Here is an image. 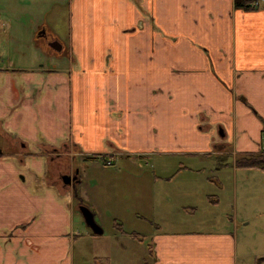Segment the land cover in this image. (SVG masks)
<instances>
[{"label": "crops", "instance_id": "0c3cea01", "mask_svg": "<svg viewBox=\"0 0 264 264\" xmlns=\"http://www.w3.org/2000/svg\"><path fill=\"white\" fill-rule=\"evenodd\" d=\"M235 1L70 0L64 38L45 19L22 22L31 1L3 2L17 26H0V264H240L236 234L195 229L201 207L219 204L223 171L237 176V159L264 148V0L255 11ZM153 155L209 161L181 162L159 179L170 185L216 176L158 203L81 172L82 161ZM116 192L122 209L102 223Z\"/></svg>", "mask_w": 264, "mask_h": 264}, {"label": "rangeland", "instance_id": "374dc122", "mask_svg": "<svg viewBox=\"0 0 264 264\" xmlns=\"http://www.w3.org/2000/svg\"><path fill=\"white\" fill-rule=\"evenodd\" d=\"M5 1L0 0V26H7L6 23L17 26L15 19L10 18L4 11L6 4L3 2ZM30 1V7H28L30 10L26 16H23L22 22L26 26H33V21L36 22L38 18L45 19V23L49 26H56L59 36L64 38V26H68L70 0H38L43 2V9H36L38 6L34 7L37 0H14V6L20 9L24 5L22 2L28 4ZM10 7L13 8V5H10ZM181 162L201 165L209 161L207 159H185L160 155L137 156V158L122 157L115 159L112 165H107L106 159L92 160L86 163L82 161L85 168H82L81 172L86 171L89 181H92L93 185L113 182L112 188L114 189L119 181L124 187L134 186L135 189L141 190V201L153 198L158 203H163L165 199L174 202L175 195L173 193L175 194V190L178 191L180 185H183V188L189 191L194 189V193H199L204 184L206 189L211 184L209 179L205 178L211 175L214 179L216 176L215 170L211 172L207 170L204 175H190L188 178L181 174L183 176L176 178L171 185L166 181L159 180L160 178L164 180L165 175H170L176 171ZM219 177H221L223 188H219L218 181H215L214 186H211V192L218 195L214 199L219 204L216 208L211 207L209 203H205L201 207L200 217L196 218L195 229L204 232L231 231L238 238L240 264H264V261H262L264 258V171L244 169L240 170L237 176L234 177L232 169H226ZM136 196L138 195H134L132 198L136 199ZM189 197L192 200V196ZM195 200L200 202L203 198L196 197ZM107 201L109 206H104L101 210L102 223L110 220L114 214L122 209V207L115 206L112 203L114 201L123 203L124 199L116 192L114 195H110ZM236 210L237 216H235ZM173 218L177 220L187 219L183 215ZM143 224L146 227H156L150 222H144ZM107 227H110V224ZM185 229L190 230L193 227L187 224ZM141 237L144 242L147 241L150 245V236L145 238L144 235H141Z\"/></svg>", "mask_w": 264, "mask_h": 264}, {"label": "trees", "instance_id": "16d2710c", "mask_svg": "<svg viewBox=\"0 0 264 264\" xmlns=\"http://www.w3.org/2000/svg\"><path fill=\"white\" fill-rule=\"evenodd\" d=\"M254 4L257 5L253 6ZM235 6L237 9H242L244 11H255L260 8L257 0H236ZM236 165L239 168L260 169L264 171V148L260 153H249L241 156L237 159ZM136 237L143 240L141 236L137 235ZM262 261H264V258Z\"/></svg>", "mask_w": 264, "mask_h": 264}, {"label": "water", "instance_id": "95a60500", "mask_svg": "<svg viewBox=\"0 0 264 264\" xmlns=\"http://www.w3.org/2000/svg\"><path fill=\"white\" fill-rule=\"evenodd\" d=\"M50 46L52 48H55L57 50H61L62 47L58 42H51ZM61 180L64 185L70 186L77 183V177L71 176V175H63L61 177ZM79 211L84 217L86 225L93 231L94 234H102L103 230L102 228L96 223L94 214L90 211V209L84 205H81L79 208Z\"/></svg>", "mask_w": 264, "mask_h": 264}, {"label": "built area", "instance_id": "2783aa9c", "mask_svg": "<svg viewBox=\"0 0 264 264\" xmlns=\"http://www.w3.org/2000/svg\"><path fill=\"white\" fill-rule=\"evenodd\" d=\"M256 5H257V4H254L253 6H256ZM263 143H264V141H263ZM113 161H114L113 159H107V160H106V164H107V165H112ZM77 235H79V233H77Z\"/></svg>", "mask_w": 264, "mask_h": 264}, {"label": "flooded vegetation", "instance_id": "af4514ba", "mask_svg": "<svg viewBox=\"0 0 264 264\" xmlns=\"http://www.w3.org/2000/svg\"><path fill=\"white\" fill-rule=\"evenodd\" d=\"M74 176H76V177H77V183H75V184H78V182H79V179H78V173L76 174V171H75V174H74Z\"/></svg>", "mask_w": 264, "mask_h": 264}]
</instances>
